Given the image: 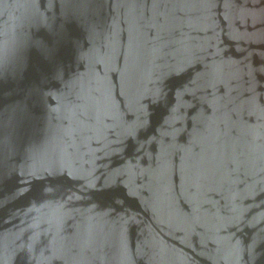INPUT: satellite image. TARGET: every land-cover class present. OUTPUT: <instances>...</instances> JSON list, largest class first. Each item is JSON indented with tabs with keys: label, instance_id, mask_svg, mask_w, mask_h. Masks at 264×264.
<instances>
[{
	"label": "water",
	"instance_id": "1",
	"mask_svg": "<svg viewBox=\"0 0 264 264\" xmlns=\"http://www.w3.org/2000/svg\"><path fill=\"white\" fill-rule=\"evenodd\" d=\"M0 264H264V0H0Z\"/></svg>",
	"mask_w": 264,
	"mask_h": 264
},
{
	"label": "snow or ice",
	"instance_id": "2",
	"mask_svg": "<svg viewBox=\"0 0 264 264\" xmlns=\"http://www.w3.org/2000/svg\"><path fill=\"white\" fill-rule=\"evenodd\" d=\"M0 57H2V54H0Z\"/></svg>",
	"mask_w": 264,
	"mask_h": 264
}]
</instances>
